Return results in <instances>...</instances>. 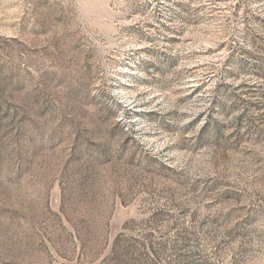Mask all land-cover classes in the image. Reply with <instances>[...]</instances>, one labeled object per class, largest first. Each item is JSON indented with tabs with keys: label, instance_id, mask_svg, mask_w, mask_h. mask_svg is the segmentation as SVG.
I'll return each instance as SVG.
<instances>
[{
	"label": "rangeland",
	"instance_id": "obj_1",
	"mask_svg": "<svg viewBox=\"0 0 264 264\" xmlns=\"http://www.w3.org/2000/svg\"><path fill=\"white\" fill-rule=\"evenodd\" d=\"M0 264H264V0H0Z\"/></svg>",
	"mask_w": 264,
	"mask_h": 264
}]
</instances>
